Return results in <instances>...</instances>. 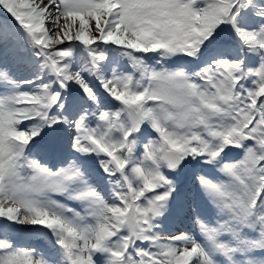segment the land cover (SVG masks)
Wrapping results in <instances>:
<instances>
[{"label":"snow or ice","instance_id":"snow-or-ice-1","mask_svg":"<svg viewBox=\"0 0 264 264\" xmlns=\"http://www.w3.org/2000/svg\"><path fill=\"white\" fill-rule=\"evenodd\" d=\"M0 264H264V0H0Z\"/></svg>","mask_w":264,"mask_h":264}]
</instances>
